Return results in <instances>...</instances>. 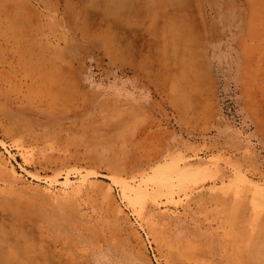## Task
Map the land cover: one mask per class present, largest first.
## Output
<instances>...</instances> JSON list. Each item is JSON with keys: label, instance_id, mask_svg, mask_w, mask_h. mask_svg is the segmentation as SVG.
Returning <instances> with one entry per match:
<instances>
[{"label": "rangeland", "instance_id": "obj_1", "mask_svg": "<svg viewBox=\"0 0 264 264\" xmlns=\"http://www.w3.org/2000/svg\"><path fill=\"white\" fill-rule=\"evenodd\" d=\"M137 1L0 0V264H264V0Z\"/></svg>", "mask_w": 264, "mask_h": 264}, {"label": "bare ground", "instance_id": "obj_2", "mask_svg": "<svg viewBox=\"0 0 264 264\" xmlns=\"http://www.w3.org/2000/svg\"><path fill=\"white\" fill-rule=\"evenodd\" d=\"M87 1H89L88 3H86V5L88 4H92L93 5V2L94 3H97L96 5L99 7V10H101L100 12H103V16L105 17L106 15H109V14H113V15H118L117 14V12L118 11H120V10H124V9H126V10H128L129 8L131 9H134V8H136L137 6H135V3H137V2H139V1H137V0H87ZM156 1V0H155ZM83 2V1H82ZM142 2V1H141ZM141 2H139V3H141ZM146 2V1H145ZM157 2V1H156ZM167 2V1H166ZM147 3V2H146ZM160 3V2H159ZM164 3V2H163ZM85 4V3H84ZM147 4H149V3H147ZM133 5H134V7H133ZM156 6V5H155ZM155 6H154V8L152 9V10H154L155 9ZM92 7V6H91ZM93 8H95V6L93 7ZM139 8V7H138ZM96 9H97V7H96ZM98 10V9H97ZM136 10H134V12H135ZM139 11H140V9H139ZM142 11V10H141ZM138 12V11H137ZM137 12H135V14H137ZM157 12V11H156ZM119 13V12H118ZM126 13V12H125ZM130 13V12H129ZM127 14V13H126ZM141 14H142V12H141ZM121 15V14H120ZM163 15V14H162ZM151 16V15H150ZM155 16V15H154ZM160 16V15H159ZM133 17H134V14H133ZM115 18V17H114ZM117 18V17H116ZM150 18V17H149ZM155 21H157L156 20V18L154 19ZM109 21V20H108ZM167 21V20H166ZM110 22V21H109ZM114 22V21H113ZM123 22H124V20H123ZM122 22V23H123ZM168 23H167V25L168 24H172L171 23V20H170V23H169V21H167ZM152 23H154L153 21H152ZM150 24V29H153L154 30V28L156 29V30H151V33L153 32V33H155V31H158V29H157V26H155V23L154 24ZM163 25V24H162ZM174 25V24H173ZM125 26V25H124ZM153 26V27H152ZM159 26H160V24H159ZM166 26V25H165ZM164 26V27H165ZM171 26V25H170ZM186 26V25H185ZM121 27H122V25H121ZM169 28H171V27H169ZM173 28L174 27H172V30H173ZM107 29H109V28H107ZM177 29V28H176ZM161 30V29H160ZM164 30H166V29H164ZM169 30L170 29H168V30H166V31H168V35H169ZM122 31V30H121ZM120 31V32H121ZM107 32V31H106ZM109 32V31H108ZM172 32H175V29H174V31H172ZM171 32V33H172ZM181 32V31H180ZM105 33V32H104ZM161 33H164V32H161ZM161 33H159V34H161ZM158 34V35H159ZM124 35V34H123ZM171 36H172V34H170ZM175 34L173 33V36H174ZM107 36V35H106ZM160 36H164L165 37V35H160ZM171 36H170V38H171ZM178 36H179V32H178ZM177 36V37H178ZM181 36V35H180ZM180 36H179V40H180ZM187 36V35H186ZM167 37V36H166ZM169 37V36H168ZM167 37V40L168 41H170V39ZM176 38V37H175ZM182 38V37H181ZM187 38H189V37H187ZM186 38V39H187ZM166 38H164V40H165ZM172 39V38H171ZM185 39V40H186ZM190 39V38H189ZM161 40H163L162 38H161ZM167 40H165L166 41V43H167ZM173 40H176V39H173ZM185 40H184V42H185ZM193 40V39H192ZM164 41V42H165ZM177 41H178V38H177V40H176V43L174 42V44L176 45L177 44V46L180 44H178L177 43ZM182 41V40H181ZM187 41V40H186ZM170 42H172V41H170ZM170 42H168V48H170V46H169V44L170 45H173L174 46V44H171ZM183 44V48L187 45H185L184 43H182ZM181 44V45H182ZM193 44V43H192ZM166 45V44H165ZM164 45V47H167V45L165 46ZM189 45H191V44H189ZM172 46V48L173 49H175L174 47ZM171 48V49H172ZM192 48H194V47H192ZM196 48V47H195ZM165 49V48H164ZM172 49V50H173ZM177 49H179V46H178V48ZM184 49H186V47L184 48ZM166 50H167V48H166ZM173 52V51H172ZM199 53V52H198ZM197 56V55H196ZM186 76H188V75H186ZM4 241V240H3ZM13 241V240H12ZM29 241V240H28ZM6 243V242H5ZM14 243V242H13ZM25 243V242H24ZM20 244V243H19ZM27 244V243H26ZM13 245V244H12ZM18 245V244H17ZM30 245H31V243H29V247H30ZM14 246H16L15 244H14ZM19 247V246H18ZM17 247V248H18ZM21 248V247H20ZM10 250V249H9ZM14 250V249H13ZM24 250V249H23ZM28 250H31V249H27V251ZM21 251V250H20ZM22 252V251H21ZM24 254H26V253H24ZM14 255V254H13ZM12 255V256H13ZM18 256V255H17ZM5 257H7V256H5ZM23 257V256H22ZM25 257V256H24ZM12 258H14V257H12ZM11 258V259H12ZM4 259V258H3ZM21 259V258H20ZM27 259V258H26ZM28 259H30V257H28ZM2 260V259H1ZM6 261V260H5ZM4 261V262H5ZM12 261V260H11ZM16 261V260H15ZM14 261V262H15ZM29 261V260H28ZM33 262V261H32ZM39 262V261H38ZM12 263V262H11ZM19 263V262H18ZM34 263V262H33ZM7 264V263H6ZM12 264H14V263H12ZM26 264H28L27 262H26ZM35 264H39V263H35Z\"/></svg>", "mask_w": 264, "mask_h": 264}]
</instances>
